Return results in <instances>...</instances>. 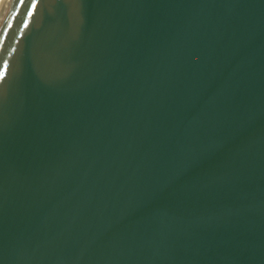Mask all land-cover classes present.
<instances>
[{
	"label": "water",
	"instance_id": "1",
	"mask_svg": "<svg viewBox=\"0 0 264 264\" xmlns=\"http://www.w3.org/2000/svg\"><path fill=\"white\" fill-rule=\"evenodd\" d=\"M0 264H264V0H6Z\"/></svg>",
	"mask_w": 264,
	"mask_h": 264
},
{
	"label": "bare ground",
	"instance_id": "2",
	"mask_svg": "<svg viewBox=\"0 0 264 264\" xmlns=\"http://www.w3.org/2000/svg\"><path fill=\"white\" fill-rule=\"evenodd\" d=\"M5 3H6V0H0V14H1L2 10H3V7H4Z\"/></svg>",
	"mask_w": 264,
	"mask_h": 264
}]
</instances>
